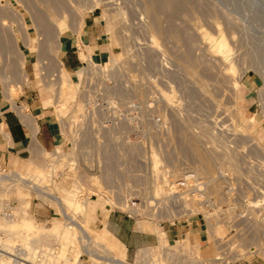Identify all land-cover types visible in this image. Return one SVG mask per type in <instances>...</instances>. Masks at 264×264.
Listing matches in <instances>:
<instances>
[{
  "label": "rangeland",
  "instance_id": "rangeland-1",
  "mask_svg": "<svg viewBox=\"0 0 264 264\" xmlns=\"http://www.w3.org/2000/svg\"><path fill=\"white\" fill-rule=\"evenodd\" d=\"M92 19L105 34L107 53L101 61L81 54L82 61L103 66L85 84L80 74L70 76L57 50L63 37L80 35ZM27 51L37 54L33 75L23 69ZM62 69L70 83L60 81ZM0 70L12 99L23 84L36 89L53 108L64 141L60 156L45 153L15 169L0 164V178L17 172L58 195L101 242L90 246L91 255L83 252V243L65 231L58 204L1 179L4 264L16 250L28 257L18 264H75L66 260L73 253L80 254V264H109L102 259L108 255L131 262L103 231L113 235L109 215L128 220L116 209L120 200L100 193L135 188L161 195L168 179L187 171L230 180L212 185L221 212L210 214L205 225L197 220L199 234L188 235L186 245L208 264L221 257L219 244L227 262L264 258L254 209L264 193V0H0ZM87 111L95 113L91 124ZM98 112L114 118L111 129L118 135L86 133L101 128ZM103 143L118 149L103 150ZM8 205L11 219L2 214ZM91 205H97L94 214ZM25 222H31L28 234ZM132 222L147 224L144 233L166 241L153 223ZM234 234L257 243H214ZM74 240L71 254L65 243Z\"/></svg>",
  "mask_w": 264,
  "mask_h": 264
},
{
  "label": "crops",
  "instance_id": "crops-1",
  "mask_svg": "<svg viewBox=\"0 0 264 264\" xmlns=\"http://www.w3.org/2000/svg\"><path fill=\"white\" fill-rule=\"evenodd\" d=\"M105 39V34L96 19L89 21L80 35L72 33L62 38L57 56L70 76L76 77L80 74L84 63L81 59L82 53L102 60L107 53ZM22 60L23 69L29 70L26 74L33 75L31 66L37 60V54L27 51ZM22 87V92L12 99L0 70V164L12 169L36 163L45 153L64 147L61 125L53 108L46 104L36 89L26 84ZM96 206L88 207L91 213H95ZM106 220L109 230L123 244L127 260L133 259L136 250L155 244L156 237L154 239L153 235L144 233L137 223L125 220L120 215H109ZM199 230L200 223L197 221H192L188 225L163 228L168 241L182 239L192 233L197 235ZM103 231L112 235L106 228ZM231 264H264V260H241Z\"/></svg>",
  "mask_w": 264,
  "mask_h": 264
},
{
  "label": "built area",
  "instance_id": "built-area-1",
  "mask_svg": "<svg viewBox=\"0 0 264 264\" xmlns=\"http://www.w3.org/2000/svg\"><path fill=\"white\" fill-rule=\"evenodd\" d=\"M102 67V64H95L89 59L84 61L80 69V83H90L92 77L96 73L102 71ZM86 114L87 119L89 120L88 122L91 124V120H93L95 113L93 111H87ZM98 115L101 119L99 123L101 125V130L89 128V130L87 129L88 131L86 130V133L90 134L92 132L99 135L101 132H104V134L114 132V135L119 134L117 133V131H119L118 129H111L114 128L112 126V124L114 125V118L106 113L103 114L98 112ZM94 141L97 142V138H94ZM117 146L118 144L109 146L104 145L103 143L101 148L106 151L110 150L112 152H116L118 149ZM56 151H54L55 157L60 156V152L58 153ZM88 156L90 157V154ZM58 158L61 159L62 157ZM88 161L91 163V160ZM229 180L230 178L223 174L207 179L199 176L194 171H187L181 177L168 179L165 185H163V189L166 190L163 195L156 196L154 193L150 194L140 192L135 190V188H131L129 192L125 193L117 190L116 188H114L115 190L113 189L114 191H111L110 188H108L107 191H103L100 194L105 198L120 200L116 209L128 220L134 222H137L138 220L147 221L153 223L158 229L162 230L165 226L174 227L180 224L188 225L195 220L202 221L205 225L207 220H209L208 216L210 214L215 215L221 212L218 211L219 205L216 203L215 197L212 193V185L216 182L228 184ZM225 195H228V191L225 192ZM258 202L260 203L257 207H254V209L258 211L260 231L262 232L260 242L263 243L264 247V193L260 192ZM2 214L8 219L14 217L9 205L4 208V212ZM162 232L164 233L163 230ZM185 239L186 237L173 241H168L166 239V242H164L157 238L155 240V244L136 250L133 259L131 262H128V264H208L198 258L196 249H194L192 245H186ZM223 239L224 238L217 237L214 243H257L255 241L248 242L243 240V238H240L237 234H234L225 242ZM221 247V244H219L218 252L222 259L216 260L213 264H231L233 262L241 261L233 260L231 262H227L225 260L226 253L223 252ZM252 249L254 251L251 253L257 252V249L253 247L251 250ZM262 251V255L264 257V248ZM15 252V254L11 255V259L8 264H18L21 253L19 250H16ZM102 259L105 260V258ZM262 260H264V258ZM105 261L108 263L107 260Z\"/></svg>",
  "mask_w": 264,
  "mask_h": 264
},
{
  "label": "bare ground",
  "instance_id": "bare-ground-1",
  "mask_svg": "<svg viewBox=\"0 0 264 264\" xmlns=\"http://www.w3.org/2000/svg\"><path fill=\"white\" fill-rule=\"evenodd\" d=\"M170 7V6H169ZM62 73V77L60 79V81L63 83L64 82H69V79H64L65 78V71L62 69L61 71ZM61 83V84H62ZM70 83V82H69ZM63 85V84H62ZM62 93V92H60ZM3 179V180H8L9 183L12 182L13 184L16 183V186L19 185V186H23V187H27L28 189H31L37 193H39L40 195H43V196H46V197H49L50 200L54 201L56 204L59 205V208H60V211H61V214L63 215V217L66 219L68 225H67V228L65 229V231H71L72 233V236L76 239H78L80 241V243H83V246L81 247V250L84 252V250H87V252H89V248L90 246H92V244L94 243H101L99 241H97L95 238H92V236L90 235V232L87 230L84 222H79L76 218H75V212L71 211L64 203L63 199L61 197H59L58 195L56 194H53V193H49L48 189L46 188H43L42 186L36 184L35 182H33L32 180L28 179L25 175L23 174H20V173H17V172H9L7 174H4L2 178H0V180ZM166 179V177H165ZM2 182V181H0ZM11 183V184H12ZM12 184V185H13ZM14 186V185H13ZM26 188V189H27ZM24 190V188L22 189ZM29 191V190H28ZM30 192V191H29ZM52 192V191H51ZM165 190H164V193L162 192L161 195L165 194ZM161 193V192H159ZM27 194V193H26ZM29 195V194H27ZM26 195V196H27ZM155 195L156 196H159L157 195L156 193V190H155ZM29 197V196H28ZM25 200V199H24ZM28 200V198L26 199ZM27 202V201H26ZM26 202H23L26 204ZM28 205V204H27ZM27 207V206H26ZM76 207H81L83 209H85V204H77ZM76 208V209H77ZM77 217V216H76ZM81 221V220H80ZM25 225V229L24 230H27V234L28 232L30 233V228H31V222H25L24 223ZM147 225V224H146ZM146 225H139L138 227L141 229V230H147L148 228L146 227ZM22 226V225H21ZM34 228V227H33ZM22 229V228H21ZM35 230V229H34ZM25 232V231H24ZM23 233V232H22ZM35 233V232H34ZM25 234V235H27ZM34 235V234H33ZM29 236V235H28ZM64 236V235H63ZM62 236V238H63ZM23 237V236H22ZM36 237V236H35ZM109 243L116 247V248H122L124 249L125 251V248L123 246V244L117 239L115 238L113 235H109ZM75 240L70 243L69 245L67 243H65V247L66 248H69L68 251L72 254V252L74 251V245H75ZM188 241V240H187ZM166 242V241H165ZM166 244V243H165ZM101 247L104 248L105 251H107V254H111L112 252L107 250L106 246H104L103 244L100 245ZM106 247V248H105ZM199 247V246H198ZM72 248V249H71ZM198 250V249H197ZM3 249H0V255H4L5 253L7 252H2ZM80 251V250H79ZM92 252V250H91ZM93 253V252H92ZM103 253V251H102ZM88 254V253H87ZM90 254V253H89ZM113 254V253H112ZM123 254V253H122ZM12 255V254H11ZM91 255V254H90ZM0 256V264H4V262H2V258ZM68 256V255H67ZM72 258H67V263L70 261V260H73L75 264H80V254H77V253H73L72 255ZM94 256V255H93ZM99 258V257H98ZM102 258V257H100ZM199 258V257H198ZM28 257L27 256H24L22 255L21 257H19V262L20 263H23V262H28L27 261ZM200 259V258H199ZM222 258L219 257V259H216V260H221ZM105 260L108 261L109 264H128V262L124 259H120V258H117V257H113L111 255H108L107 257H105ZM201 260V259H200ZM215 259H212V260H206L208 262H213L215 263L216 262ZM72 261V263H73ZM101 261V260H100ZM103 261V260H102ZM201 261H205V260H201ZM41 262V261H40ZM44 262H41L40 264H43Z\"/></svg>",
  "mask_w": 264,
  "mask_h": 264
}]
</instances>
